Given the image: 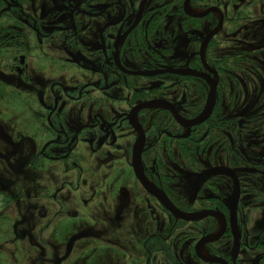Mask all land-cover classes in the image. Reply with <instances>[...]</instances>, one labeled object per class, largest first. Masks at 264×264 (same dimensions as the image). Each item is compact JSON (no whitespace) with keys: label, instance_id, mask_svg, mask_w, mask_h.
<instances>
[{"label":"flooded vegetation","instance_id":"1","mask_svg":"<svg viewBox=\"0 0 264 264\" xmlns=\"http://www.w3.org/2000/svg\"><path fill=\"white\" fill-rule=\"evenodd\" d=\"M239 1L245 2V6L248 2L253 6L259 0ZM202 3L198 0H0V21L3 16L17 12L18 22L23 26L19 30L18 41L20 48L27 51L21 52L15 70L18 91L28 90L26 94L32 96L38 109L47 91L48 100L53 102L51 107L46 108L47 122L51 134H57L58 139L52 138L37 155V170L40 160L70 164L81 158L82 146L89 141L87 134H96L94 140H97L98 134L105 132L101 137V146H105L112 137H136L130 155L135 175L134 154L139 146L140 135L133 127L130 116L140 105L162 102L163 105L140 110L135 117L136 124L144 130L146 140L141 156L142 170L150 183L164 191L179 210L197 216L211 212L215 216L197 222L178 219L143 188L135 175L136 179L149 196L156 199L173 217L185 223V228L209 219L216 221L218 227L215 230L203 229L202 235L198 231L192 235L193 238L200 237L189 255L193 254L200 264H262L264 203L259 204L264 202L262 147L251 145L247 147L246 153L241 151L240 161L238 157L234 160L240 165L237 170L231 165V145L235 143L231 135H228L229 143L219 140L209 144L212 147L206 151H209V159L213 163L210 172L217 176L209 186L210 195L205 197L208 207L201 213L192 212L174 202L164 188L163 181L157 182L152 177L153 174L158 177L159 167L165 165L160 157H156V150L161 147L160 150L166 155L169 145L174 143L179 144L176 147L177 165L182 169L189 166L194 172L201 170L197 162L199 141L194 137V130L209 122L221 102L219 88L222 76L209 63L207 54L211 51L209 45L221 35L229 17L221 3L217 2H204L202 7L206 12L203 14L189 13L190 7ZM174 7L178 12L168 13ZM246 9L247 7L243 13L234 17L235 22L241 23L239 26L235 23V32H238V27L244 28L246 33L264 27V8L255 12ZM172 25L180 33L181 45L172 46L171 39L169 43L152 42L153 36H158ZM32 55L35 62L33 64L30 62ZM41 67H45V70L40 71ZM158 70H180L193 74L166 73L155 77L136 74ZM197 73L202 77L197 76ZM153 79L162 81L151 87ZM167 80L172 83L164 88L161 84ZM197 85L207 92L205 103L199 110L194 109ZM213 89H216V102L209 119L196 126H184L176 119L177 116L182 122H193L206 109ZM179 91H184V94L175 98ZM151 92L156 95H151ZM21 94L27 97L26 94ZM160 117L170 118L172 122L167 119L160 123L158 141L154 145L149 144V131L146 127L150 122L155 126ZM124 123L131 127L130 131L123 129ZM38 124L36 119L32 124L33 133H39ZM180 127L191 131L182 135L173 133V129ZM7 144L12 147V140H8ZM99 150H92V162L95 160L94 152ZM206 151L204 149V154ZM222 153L224 157L221 156ZM253 196L257 197L255 203L258 205L248 210V205H243L244 198ZM219 235L218 240L202 247L201 254L211 259H221L222 263L203 261L197 252L198 245L204 239L209 240ZM151 238L148 239L149 242ZM223 242L226 243L224 247L234 248L232 252L224 254L220 248ZM249 252L254 254L250 263L244 259Z\"/></svg>","mask_w":264,"mask_h":264},{"label":"rangeland","instance_id":"2","mask_svg":"<svg viewBox=\"0 0 264 264\" xmlns=\"http://www.w3.org/2000/svg\"><path fill=\"white\" fill-rule=\"evenodd\" d=\"M198 1L203 3L190 7L189 13L203 14L204 2H217L229 17L221 35L209 45L211 51L206 53L209 63L222 76L221 102L209 122L194 130L199 141L197 162L201 170L194 172L189 166L182 169L177 165L179 144L174 143L169 145L166 155L161 147L156 150V157L165 165L159 167L158 177L154 174L152 177L157 182L163 181L174 202L201 213L208 207L205 197L210 195L209 186L217 176L210 172L213 163L206 151L211 149L212 141L229 143L228 135L233 137L231 165L237 170L240 165L234 160L238 157L240 161L239 153H246L247 147L257 145L264 153V27L248 33L244 28L234 30L235 23L241 24L235 22V15L243 13L245 7L249 12L263 9L264 0L253 6L249 2L245 6L239 0ZM170 12L178 11L174 7ZM16 16L17 12L3 16L0 21V196L3 197L0 264H200L193 254L189 255L190 250L202 235L201 230L218 227L216 221L209 219L185 228V223L144 191L131 164L135 136L126 135L122 139L117 134L118 138L112 137L101 146L105 132L98 134L97 140H94L96 134H87L89 141L82 146L81 158L70 164L40 160L39 170L35 168L37 155L58 136L48 128L46 108L53 105L48 100L49 91L38 109L32 96L26 94L28 90L17 89L15 70L21 52L27 49L20 48L18 35L23 26ZM170 39L172 46L181 45L180 33L173 25L151 40L169 43ZM30 62L35 63L33 55ZM43 70L45 67H41L40 71ZM160 81L153 79L151 87ZM171 83L167 80L161 85L165 88ZM195 88L194 109L199 110L207 92L202 86ZM183 92L179 91L175 98ZM151 95L156 94L151 92ZM36 119L39 133H33L32 129ZM167 119L160 117L155 126L153 122L148 124L149 144L158 141L160 123ZM123 125L126 132L130 131L127 123ZM190 131L182 127L173 129L179 135ZM7 139L12 140V147ZM96 148L100 150L94 152L92 162L91 152ZM256 199L255 196L244 198L243 205L247 204L249 210L258 205ZM196 231L200 235L193 238ZM225 245L224 242L220 245L224 254L232 252L234 248ZM253 255L249 252L244 259L250 263Z\"/></svg>","mask_w":264,"mask_h":264},{"label":"water","instance_id":"3","mask_svg":"<svg viewBox=\"0 0 264 264\" xmlns=\"http://www.w3.org/2000/svg\"><path fill=\"white\" fill-rule=\"evenodd\" d=\"M190 1V0H188ZM147 2V0H146ZM166 73H171V74H177V75H187V74H193L191 73H185V71H180V70H171V71H164V70H158V71H153V72H141V73H136L137 75H143V76H149V77H155L158 75H162V74H166ZM197 76H201V74L197 73ZM215 87V85H214ZM215 102H216V89H213V92L210 94V98L209 101L207 103L206 109L204 110V112L197 117L193 122L191 123H185L182 122L179 118L176 119L183 124L184 126H196L199 125L203 122H205L207 119H209V117L211 116L214 107H215ZM164 103L162 102H151L148 104H143L140 105L138 107H136L131 116H130V120L132 122L133 127L138 131L139 135H140V139H139V146L137 147V149L135 150V154H134V172L135 175L137 177V179L139 180V182L141 183V185L143 186V188L153 197H155L161 204H163L175 217H177L178 219L184 220V221H188V222H197V221H201L207 217L210 216H215L214 213H206L200 216L197 215H191L188 213H185L181 210H179L170 200V198L167 196V194L164 191H161L159 189H157L153 184L150 183V181L148 180V178L146 177L144 171L142 170V161H141V156H142V151L143 148L145 146V133L144 130L139 127L136 122H135V117L138 114V112L144 108H148L150 106L153 105H163ZM235 175V174H234ZM235 180L237 185L239 186L238 183V178L235 175ZM238 199H239V195L237 196V200H236V204L238 203ZM221 235L211 238L209 240L204 239L197 247V252L200 256V258L203 261L209 262V263H222L221 259H211L208 257H204L201 254V249L202 247L210 242H215L216 240H218L220 238Z\"/></svg>","mask_w":264,"mask_h":264},{"label":"built area","instance_id":"4","mask_svg":"<svg viewBox=\"0 0 264 264\" xmlns=\"http://www.w3.org/2000/svg\"><path fill=\"white\" fill-rule=\"evenodd\" d=\"M1 196H0V207L3 205V197H1Z\"/></svg>","mask_w":264,"mask_h":264}]
</instances>
